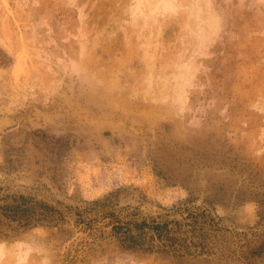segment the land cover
Returning <instances> with one entry per match:
<instances>
[{
  "label": "rangeland",
  "instance_id": "rangeland-1",
  "mask_svg": "<svg viewBox=\"0 0 264 264\" xmlns=\"http://www.w3.org/2000/svg\"><path fill=\"white\" fill-rule=\"evenodd\" d=\"M0 264H264V0H0Z\"/></svg>",
  "mask_w": 264,
  "mask_h": 264
}]
</instances>
